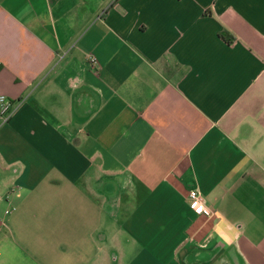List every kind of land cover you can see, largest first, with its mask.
I'll list each match as a JSON object with an SVG mask.
<instances>
[{
	"label": "crops",
	"instance_id": "0c3cea01",
	"mask_svg": "<svg viewBox=\"0 0 264 264\" xmlns=\"http://www.w3.org/2000/svg\"><path fill=\"white\" fill-rule=\"evenodd\" d=\"M0 93V264H264V0H0Z\"/></svg>",
	"mask_w": 264,
	"mask_h": 264
},
{
	"label": "built area",
	"instance_id": "2783aa9c",
	"mask_svg": "<svg viewBox=\"0 0 264 264\" xmlns=\"http://www.w3.org/2000/svg\"><path fill=\"white\" fill-rule=\"evenodd\" d=\"M87 60L92 66H98L99 62L94 53L88 52ZM19 102H21V99L15 102L9 95L0 93V124L10 119ZM188 201L190 207L196 212L212 213V209L204 203L203 196L197 188L194 187L188 190Z\"/></svg>",
	"mask_w": 264,
	"mask_h": 264
},
{
	"label": "trees",
	"instance_id": "16d2710c",
	"mask_svg": "<svg viewBox=\"0 0 264 264\" xmlns=\"http://www.w3.org/2000/svg\"><path fill=\"white\" fill-rule=\"evenodd\" d=\"M227 37V36H226Z\"/></svg>",
	"mask_w": 264,
	"mask_h": 264
}]
</instances>
